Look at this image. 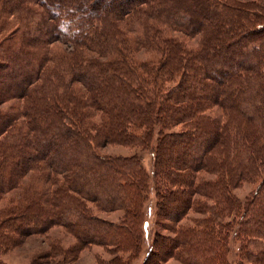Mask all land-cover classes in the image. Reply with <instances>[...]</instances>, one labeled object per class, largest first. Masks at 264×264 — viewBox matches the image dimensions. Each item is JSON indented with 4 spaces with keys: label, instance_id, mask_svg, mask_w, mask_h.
Wrapping results in <instances>:
<instances>
[{
    "label": "trees",
    "instance_id": "trees-1",
    "mask_svg": "<svg viewBox=\"0 0 264 264\" xmlns=\"http://www.w3.org/2000/svg\"><path fill=\"white\" fill-rule=\"evenodd\" d=\"M30 236L264 264V0H0V257Z\"/></svg>",
    "mask_w": 264,
    "mask_h": 264
},
{
    "label": "rangeland",
    "instance_id": "rangeland-1",
    "mask_svg": "<svg viewBox=\"0 0 264 264\" xmlns=\"http://www.w3.org/2000/svg\"><path fill=\"white\" fill-rule=\"evenodd\" d=\"M235 47V46H234ZM102 154L114 155V156H133L141 155L143 157L144 167L148 172L152 170V156L149 151L141 152L138 149H131L123 146L108 145L100 151ZM254 190V187L250 184H245L241 188L235 190V194L242 200H245ZM153 198V197H152ZM150 207H153L150 205ZM97 215L108 221L119 222L122 216V212L103 213L97 212ZM146 219L149 221V230L151 234L148 240H152L154 234L158 233L163 236L170 234L166 227L168 222L163 220L157 215H151L150 212L146 214ZM51 237L57 239L59 245L63 249H70L75 243L76 239L70 236L61 228H56ZM147 240V239H146ZM237 242H231V260L233 264H237ZM49 241L45 237L30 236L23 239L17 247L11 248L9 251L1 255L0 261L2 264H109L114 259L115 264H143L145 256L148 251V244L143 243L141 250L135 252L138 254L130 256L129 253H116L109 251L99 246H93L91 248L83 249L79 252L80 255L76 256V259H69L65 263H59L61 260L50 259L48 255ZM121 257V258H120ZM118 258V259H117ZM163 264H180L175 260H169Z\"/></svg>",
    "mask_w": 264,
    "mask_h": 264
}]
</instances>
